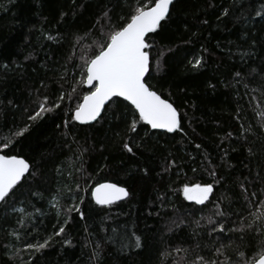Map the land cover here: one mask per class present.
<instances>
[{
    "label": "trees",
    "instance_id": "trees-1",
    "mask_svg": "<svg viewBox=\"0 0 264 264\" xmlns=\"http://www.w3.org/2000/svg\"><path fill=\"white\" fill-rule=\"evenodd\" d=\"M135 3L0 0V140L16 141L15 132L31 125L14 152L26 157L40 173L34 183L29 178V184L17 189L23 204L16 207L27 205L33 213L26 227L32 229L36 224L32 230L39 241L68 219L65 233L35 254V264H97L91 258L89 239L103 244L99 264H160L159 252L164 246L181 241H187L185 247L195 244L191 227L168 232L173 218L193 219L191 206L182 197L184 184L213 182L209 170L223 178L213 204L194 217H205V222L217 202L225 209L230 202H234V210L243 205L241 183L249 192H264V152L260 151L264 145V130L260 128L264 18L255 16L264 0H174L169 18L151 36L155 47L148 81L178 109L181 127L171 134L153 131L142 122L136 133H127L126 121L130 122L131 116L127 115L126 102L109 104L105 119L92 126L74 122L64 126L65 120H70L64 115L67 100L61 109L35 122L27 119L44 96L50 103L57 101L65 69L69 84L74 83L71 76L80 78L69 59L75 54L76 63H80L81 49L73 48L76 37L87 35L83 43L89 44L96 39L90 30L105 6L115 24ZM224 9L229 10L227 16L222 15ZM197 59L201 64L195 66ZM236 72L243 76L239 86ZM64 90L71 89L65 85ZM84 90L82 86L81 95ZM250 126L257 135L250 132L249 143H245L243 131ZM127 136H131L132 153L123 149ZM77 145L86 149L82 159L89 175L100 182L119 183L130 192L125 200L107 207L91 202L89 192L82 205L85 219L77 213L71 218L58 216L46 191L55 189L60 181L58 166H65V176L74 170L73 164L79 166L73 155H80ZM250 145L257 153L254 158L249 155ZM32 191L41 195L32 197ZM185 209H189L187 214ZM16 218L10 208L0 205V264H12L4 245L9 239L6 232ZM112 229L117 230L116 240L105 243L113 235ZM133 232L142 238L141 248L135 247ZM125 234L128 239H121ZM65 240L71 243L65 244ZM200 243L203 247L205 241Z\"/></svg>",
    "mask_w": 264,
    "mask_h": 264
},
{
    "label": "snow or ice",
    "instance_id": "snow-or-ice-1",
    "mask_svg": "<svg viewBox=\"0 0 264 264\" xmlns=\"http://www.w3.org/2000/svg\"><path fill=\"white\" fill-rule=\"evenodd\" d=\"M173 3L174 0H136L131 10L120 18L121 22L115 24L111 11L105 6L90 30L96 39L84 45L83 41L88 38L87 35L77 36L73 44V48L81 49L80 63H76L75 54L69 59L79 70L80 78L71 76L74 83L69 84L65 69L60 78L63 83L57 101L50 103L49 98L44 96L43 101L37 103L36 109L28 114L27 119L35 122L44 114L61 109L67 100L68 108L64 115L70 117V120L66 119L64 126L67 128L72 122L92 126L94 122L99 123L105 119L104 113L109 104L119 105L126 102L124 106L127 115L131 116L130 122L126 121L127 133H136L141 122L153 130H164L168 133L180 129L178 109L148 82L151 78L155 47L151 36L162 27V22L169 18L170 6ZM228 14L229 10L224 9L222 15ZM255 16L264 18V5L255 10ZM48 38L51 39L50 36ZM155 58L159 59V56ZM200 64L201 60L197 59L195 66ZM235 77L239 86L243 79L241 72H236ZM261 83L264 85V77ZM65 85L71 90H64ZM82 86L87 87L81 95ZM244 87L247 90L248 85L244 84ZM261 91L264 93V87ZM73 101L76 102L75 106L72 105ZM30 127L31 125H27L15 132L18 138L16 141L0 140V205L10 208L17 217L15 223L10 226L11 230L6 232L9 239L4 245V251L10 254L12 264H35V254L48 248L55 237L62 236L65 233L64 225L68 223V219H65L64 224L50 236L39 241L35 239L32 230L36 228V224L32 225V229L26 227L33 213L28 212L27 205L16 207L18 203L23 204L17 189L29 184V178L34 183L40 175L38 170H33L35 166L30 164L26 157L14 152L19 138H23ZM241 127L243 128V125ZM260 128L264 130V112L260 115ZM250 132L254 137L257 135L251 126L244 129L245 143H249L247 137ZM116 135L121 133L117 132ZM130 145L131 136H127L123 149L128 153L133 152ZM85 151L86 149L81 147L80 155L73 153L79 161V166L73 164L74 170L68 171L67 176L64 175L67 170L65 166H58L60 181L57 187L46 189L51 194L50 203L57 210L58 216L71 218L72 213H77L81 219H85L82 205L86 202L89 192L91 202L102 207L111 206L130 196L129 190L119 183L107 180L100 182L89 175L83 167L82 156ZM248 151L253 158L257 155L253 153L251 145ZM260 151L264 152V145ZM209 174L213 182L184 184L181 189L183 200L191 206L190 214L193 219L189 222L186 218H173L168 227V232H174L185 225L191 227L194 246L185 247L187 241L164 246L159 252L160 264H264V192H249L248 186L241 183L244 200L240 208L234 210V202H230L225 209L221 202H217L214 204L215 211L206 218V222L205 217L195 219L197 212H202L209 204H213L216 188L223 182L217 171L209 170ZM38 195L41 193L30 192L32 197ZM61 201L65 203L62 204ZM188 211L189 209H185V214ZM112 233L105 243L115 242L117 230L112 229ZM132 235L135 247L141 248L142 238L134 232ZM121 239L126 240L128 237L125 234ZM202 240L205 241L203 247L200 243ZM64 243L71 241L65 240ZM87 244L92 246L91 258L99 264L103 244L100 240L91 239Z\"/></svg>",
    "mask_w": 264,
    "mask_h": 264
},
{
    "label": "water",
    "instance_id": "water-1",
    "mask_svg": "<svg viewBox=\"0 0 264 264\" xmlns=\"http://www.w3.org/2000/svg\"><path fill=\"white\" fill-rule=\"evenodd\" d=\"M171 7V6H170ZM87 86H85V88H86ZM95 123V122H94ZM93 123V124H94ZM80 125V124H79ZM149 128H150V126H148ZM151 129V128H150ZM151 130H153V129H151ZM153 131H157V132H163V133H167V134H171V133H168V132H166V131H164V130H153ZM126 199V198H125ZM125 199H122V200H120V201H117V202H121V201H123V200H125ZM116 202V203H117Z\"/></svg>",
    "mask_w": 264,
    "mask_h": 264
}]
</instances>
